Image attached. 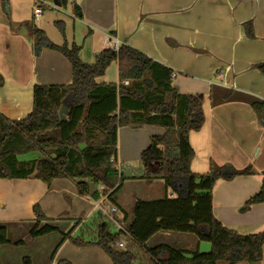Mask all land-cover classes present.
Returning <instances> with one entry per match:
<instances>
[{
    "label": "crops",
    "instance_id": "obj_1",
    "mask_svg": "<svg viewBox=\"0 0 264 264\" xmlns=\"http://www.w3.org/2000/svg\"><path fill=\"white\" fill-rule=\"evenodd\" d=\"M68 3L77 6L82 18L75 17L71 10L61 19L60 7H48L44 10L55 12L42 11L36 17L33 0H0L3 78L0 113L9 121L22 120L32 111L35 85L70 84L71 65L50 48H36L31 27L42 31L55 46L73 43L80 47L78 56L83 64H93L103 50L111 49L110 39H115L120 46H129L170 70L174 75L170 77L171 89L175 93L203 98V126L188 137L194 152L189 169L195 175L223 166L238 172L251 169L253 174L249 176L218 180L214 184L212 215L229 231L249 236L263 233L264 204L245 203L260 190L264 172V75L254 68L264 63V0H68ZM53 26L57 29L53 30ZM95 82L117 85L118 64L111 63ZM128 84L124 82L125 86ZM253 103L260 107L255 109ZM163 133L162 127L153 125L124 126L117 130L118 172L123 177L128 174L113 198L119 220L125 213L131 218L136 201H158L166 194L173 197L161 180L139 179L141 152L148 148L150 138ZM87 137V144L92 145L105 140L94 130ZM125 185L140 194H131L129 200ZM35 204L47 219L58 223L64 234L73 229L69 238L82 237L89 242L93 235L85 232V227L97 215L103 217L102 212L110 203L105 196L95 201L83 195L71 179H55L49 187L35 178L0 180V225L7 229L32 224ZM22 243L0 246V264L3 259L8 260L4 264H22L25 258L31 264L28 255L9 263L14 252L24 248ZM202 243L195 242L190 250H182L207 252L210 246ZM261 259L256 264H264V246ZM59 262L113 264L98 247H78L69 239L50 257V264Z\"/></svg>",
    "mask_w": 264,
    "mask_h": 264
},
{
    "label": "trees",
    "instance_id": "obj_2",
    "mask_svg": "<svg viewBox=\"0 0 264 264\" xmlns=\"http://www.w3.org/2000/svg\"><path fill=\"white\" fill-rule=\"evenodd\" d=\"M57 1L60 8L69 4L68 0ZM70 6L74 16L82 18L77 6ZM31 30L36 48H50L68 61L71 81L68 86L35 85L32 111L22 120L9 121L0 113V180L35 178L49 187L55 179H71L83 195L95 201L105 196L114 206L113 198L126 178L110 163V159L117 157V130L124 126L153 125L162 127L164 133L150 138L148 148L141 152L139 179L161 180L164 189L173 194L172 198L166 194L158 201H136L131 218L125 213L118 219L130 238L122 232H113L104 218L97 215L85 227V232L93 235L89 242L82 237L69 238L73 229L64 234L35 204L31 238L58 232L61 240L56 249L67 239L78 247L94 245L113 264H133L137 253L144 257L138 264L261 262L264 232L249 236L229 231L214 219L211 206L213 187L218 180L231 181L253 171L246 168L238 172L223 166L195 175L189 169L194 152L188 137L203 126V98L175 93L171 89L170 70L129 46L121 45L117 52L103 50L93 64H83L78 56L80 47L73 43L55 46L42 31L33 27ZM111 63L118 64L119 83L97 84L95 80L103 77ZM254 68L264 75V63ZM124 82L130 85L125 86ZM62 106L68 109L63 122L58 117ZM252 106L260 107L255 103ZM93 130L105 140L87 144V135ZM151 163H157L154 170H149ZM262 177L260 190L245 205L264 204V172ZM161 231L193 235L197 243H209L211 250L200 253L197 249L187 252L166 244L147 246V241ZM121 241H126L123 249L118 247ZM3 245L16 244L8 240V230L0 225V246ZM22 264H30L29 259L25 258Z\"/></svg>",
    "mask_w": 264,
    "mask_h": 264
},
{
    "label": "rangeland",
    "instance_id": "obj_3",
    "mask_svg": "<svg viewBox=\"0 0 264 264\" xmlns=\"http://www.w3.org/2000/svg\"><path fill=\"white\" fill-rule=\"evenodd\" d=\"M61 11H63L62 12L63 14H59V16L61 19H63L66 16V13L71 11L70 5L68 4L66 8H61ZM43 12L48 13V12H55V11L43 10ZM52 28L53 30L57 29L55 26H53ZM149 166L151 170H154L156 167V165L152 163ZM132 167H135V166L132 165ZM124 174L128 175L126 173ZM124 190L129 200L131 199V194L132 195L134 193L135 195L140 194V192L138 191H133L132 188L128 185H125ZM163 190L164 189H162V192ZM141 195L143 196V194ZM141 195L138 196V199H141L140 198L142 197ZM55 225L58 227V223H56ZM7 229H8V240L11 243H17V241H23L22 244L24 245V248L21 247L17 250V252H14V255L11 256V258L9 259L10 261L9 263L11 262L13 263L15 258H18L19 256L28 255V256H31V261H32L31 264H50V257L54 254L57 244L61 240L60 233L53 232L52 234H48V235L35 238L34 240H32L30 236V231L32 229L31 224L27 225L26 223H24L18 226L17 228L12 226V227H7ZM195 242H196L195 237L190 234H183V233L178 234V233H170V232L161 231L154 238H152V240H150L149 247L166 244L175 249L181 248V249L190 250V248H192ZM121 243L124 244V248H125L126 241H121ZM202 244L203 246H205L204 244H208L207 246H210V247L207 249V252L202 251L204 249H201L198 251H202L200 253H209L211 250V245L207 242H204ZM135 258L136 259H134L133 264H138L139 260H143L144 257L141 253H137V255H135ZM7 261H8L7 259H3L1 263L4 264V262L6 263ZM218 264H225V263L220 262Z\"/></svg>",
    "mask_w": 264,
    "mask_h": 264
},
{
    "label": "built area",
    "instance_id": "obj_4",
    "mask_svg": "<svg viewBox=\"0 0 264 264\" xmlns=\"http://www.w3.org/2000/svg\"><path fill=\"white\" fill-rule=\"evenodd\" d=\"M33 1H34L33 12L35 13L36 17H38L42 13V11L44 9H47L48 7L56 8L53 2H50L48 0L47 1L46 0H33ZM110 46L114 52H117L120 47L118 41H116L115 39H110ZM171 77H174V75H172ZM125 84H128V82H125ZM110 163L115 164L116 168L118 169L119 165H117L115 158L110 159ZM102 215H103L105 222L108 223L110 228L115 233L122 232L125 234V237L130 238L129 237L130 235L124 230L123 226L118 222V211L114 206H111L110 204H108L106 209L103 210ZM118 247L120 249H123L124 244L119 242Z\"/></svg>",
    "mask_w": 264,
    "mask_h": 264
},
{
    "label": "water",
    "instance_id": "obj_5",
    "mask_svg": "<svg viewBox=\"0 0 264 264\" xmlns=\"http://www.w3.org/2000/svg\"><path fill=\"white\" fill-rule=\"evenodd\" d=\"M53 4L57 8L60 7V4H59V2L57 0H53ZM67 111H68L67 107L66 106H62V108L58 112V117H59L61 122L66 120L65 118H66Z\"/></svg>",
    "mask_w": 264,
    "mask_h": 264
}]
</instances>
